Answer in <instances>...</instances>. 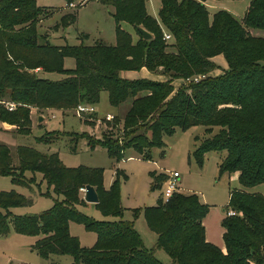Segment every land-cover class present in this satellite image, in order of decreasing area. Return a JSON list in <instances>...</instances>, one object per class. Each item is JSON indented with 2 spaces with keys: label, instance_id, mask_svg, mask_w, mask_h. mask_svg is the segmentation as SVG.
<instances>
[{
  "label": "trees",
  "instance_id": "trees-1",
  "mask_svg": "<svg viewBox=\"0 0 264 264\" xmlns=\"http://www.w3.org/2000/svg\"><path fill=\"white\" fill-rule=\"evenodd\" d=\"M65 1L67 5L74 2ZM95 1L114 7L116 44L55 45L38 31V22L48 8L38 0H0V100L18 103L15 111L0 103V121L28 135L33 127L31 108L66 111L82 103L96 105L106 90L114 107L130 101L123 124L128 137L135 136L123 144L107 136L95 143L84 134L92 148L101 145L119 161L127 148L143 152L162 147L164 134L172 135L177 127L202 125L211 135L193 152L201 167L208 152L225 151L220 175L238 172L244 188L264 183V0H251L242 19L226 9L211 15L206 0H160L158 18L149 13L148 0ZM77 20L78 12L73 10L54 29ZM124 23L135 27L137 38ZM138 26L153 37L145 39ZM166 33L170 40L165 39ZM218 55L224 56L228 68L212 77L217 66L213 59ZM66 58H74L76 66L67 68ZM143 68L169 79L122 76L124 71ZM37 69L66 77L51 80L38 75ZM199 74L206 77L174 91L173 80ZM96 116L94 112L82 118L90 122ZM114 119L117 123L122 120ZM53 132L39 140L54 142L57 139H46ZM17 156L15 165L10 146L0 142V175L29 185L25 172H40L62 199L58 197L52 208L39 215H16L11 208L33 200L15 190L0 191V236L10 232L11 224L18 233L42 235L35 245L41 254H71L72 264H163L146 249L133 222L98 221L78 209L77 205L86 202L80 189L92 185L100 198L96 205L104 215H123L119 184L106 189L102 168L67 167L57 154L27 145L17 147ZM166 178L162 174L157 180L164 183ZM244 188L230 192L225 208L237 212L222 222L225 250L206 238L204 219L210 206L197 193H175L168 202L160 200L158 205L134 209V215L144 214L173 264H264V195ZM71 221L97 233L94 247L81 246L70 232Z\"/></svg>",
  "mask_w": 264,
  "mask_h": 264
},
{
  "label": "rangeland",
  "instance_id": "rangeland-1",
  "mask_svg": "<svg viewBox=\"0 0 264 264\" xmlns=\"http://www.w3.org/2000/svg\"><path fill=\"white\" fill-rule=\"evenodd\" d=\"M73 1L75 6L69 7L79 13L77 22L67 27L60 24V30L52 32L54 26L61 22V12H53L51 7L54 9L63 8L67 2L65 0H38L40 6L51 9H47V17L40 18L38 31L45 36L51 37L52 35L50 42L55 45H79L82 43L94 45L98 41L116 44V21L112 15L113 6L95 0ZM250 1L217 0L218 3L214 5L216 8H210V11L216 12L223 8L238 19H242ZM159 7L160 0H148L147 9L154 17H159ZM123 27L132 33L134 39L136 38L137 32L133 25L124 23ZM83 34H89V37L87 38ZM222 58L216 62L215 73L225 67V61ZM65 66L74 68L76 66L75 59L66 58ZM40 72L36 73L39 75ZM126 74L127 72L124 71L123 77ZM211 76L214 75L211 74ZM65 77V74L58 72L46 74V78L51 80H62ZM7 99L4 98L3 100ZM130 105V101H128L119 108L112 106L109 102L108 91L104 90L101 93L100 102L95 105L97 116L93 120L88 118L90 122L77 114L74 109L63 111L60 109L38 110L31 108L32 132L28 135L22 134L15 125H5L0 122V142L10 146L15 165L18 164L17 147L27 145L43 153L57 154L62 164L67 167L75 168L83 165L102 168L106 189L115 182L119 184L121 205L124 208L123 215L120 217L106 216L96 205L97 203H90L86 200L82 205H77L78 209L98 221L124 220L133 222L146 249L152 252L163 264H173L171 256L158 245V234L148 226L144 214L142 213L138 217L134 215V209L158 205L160 200L165 202L164 184L159 182L157 178L165 174L166 171H179L181 173L180 186L183 190L181 192L197 193L200 199L214 211L218 206L222 212L229 204L230 192L244 187L241 186L235 173L231 177L220 175L219 164L225 157V151H210L206 154L205 163L202 167L197 163L193 152L203 139L211 135L206 133L205 127L202 125H195L188 129L177 127L172 135L164 134L162 147L153 146L143 152L133 147L127 148L123 158L119 161L112 159L103 146L97 145L95 148L89 146L87 138L83 136L84 134L91 137L95 143L107 136L118 139L123 144L127 138L129 140L135 136V134H130L128 137L123 124V118ZM113 112L114 116L122 119L119 123L115 119L106 120L107 114ZM38 116L45 117V126L39 125L41 122H39L40 117L38 118ZM4 130L10 133H3ZM217 130L215 129L214 132ZM48 131L54 132L46 139L49 141L57 140L51 143L40 141L39 137ZM79 137L80 140L76 143ZM25 177L30 180L28 181L29 185L16 184L11 176L0 175V191L15 190L33 200L31 204L11 208L10 211L13 214L39 215L52 208L58 197L62 199V196H58L52 187L49 188L42 173L28 170L25 172ZM244 189L250 193L264 195V183ZM82 195L84 197L85 193ZM70 232L79 238L82 247L92 248L97 243V233L87 230L81 223L71 221ZM41 237L42 235L18 233L11 224L10 232L0 236V264H72L74 262V257L71 254L53 253L48 257L41 254L35 248Z\"/></svg>",
  "mask_w": 264,
  "mask_h": 264
},
{
  "label": "crops",
  "instance_id": "crops-1",
  "mask_svg": "<svg viewBox=\"0 0 264 264\" xmlns=\"http://www.w3.org/2000/svg\"><path fill=\"white\" fill-rule=\"evenodd\" d=\"M218 2H216L215 0H210V1H207L206 0V5L210 11V8H216L214 5L217 4ZM53 12L55 11H60L61 12V18L63 17L64 14L66 13H69L71 11H73V9H70L69 5H66V6H63V8H59V9H54L53 7H51ZM220 9H223V8H220ZM48 10H51V9H48ZM227 10V9H226ZM113 11H114V7H113ZM112 11V13H113ZM211 15H213L215 12H211ZM79 14V13H78ZM48 15L44 16L43 18L47 17ZM60 30L59 29H54L53 28V31L52 32H58ZM89 35V34H88ZM138 37V34L136 36V38ZM50 38H52V35L51 37L48 36V39L50 40ZM223 57V58H222ZM223 59L225 61V67L223 70L219 71V72H216L213 70L211 74H213L214 76H217L219 74H222L224 72L225 69L228 68V63L226 61V59L224 58L223 55H218L216 56L213 61L216 63L217 61H219L220 59ZM39 75L42 76V77H46V74L48 72H44L42 70H39L37 69L36 72H39ZM127 74L124 76L126 78H129V79H136V78H148V79H154V80H161V81H166L169 79V77H167L166 75H161V74H155V73H152L150 72L148 69L146 68H143L141 70H135V71H126ZM123 73V72H122ZM130 73V74H129ZM137 74V75H136ZM140 74V75H138ZM217 74V75H215ZM123 76V75H122ZM173 85H174V91H177L179 88H181L183 85H186L185 83V80L184 79H181V78H178V79H175L173 80ZM32 109H35V108H32ZM31 109V110H32ZM49 110V109H47ZM51 110V109H50ZM110 114H114L113 113H110ZM41 117V116H38V118ZM43 119L42 121L39 120V122H41L39 125L41 126H45V121H44V116H42ZM1 122V121H0ZM3 123V122H1ZM6 125V124H5ZM6 127V126H5ZM3 133H10V132H7V131H3ZM236 174V177L238 178V172L235 173ZM223 175H228L231 177L232 174H229V173H225ZM183 191V190H182ZM186 193V192H185ZM186 194H190V193H186ZM229 199H230V195H229ZM205 203V202H204ZM224 211H227L226 209H224ZM222 212L219 207L217 206L215 208V211L213 208L210 207V210H209V213L207 214V216L205 217L204 219V224H205V227H206V238L209 242L219 246L220 248H222L223 250H225V241H224V232H225V228L223 227L222 225V222H223V219L225 217V212ZM142 214V213H140Z\"/></svg>",
  "mask_w": 264,
  "mask_h": 264
},
{
  "label": "built area",
  "instance_id": "built-area-1",
  "mask_svg": "<svg viewBox=\"0 0 264 264\" xmlns=\"http://www.w3.org/2000/svg\"><path fill=\"white\" fill-rule=\"evenodd\" d=\"M69 6L74 7L75 6L74 2L70 3ZM165 39L170 40L171 35L166 33ZM205 77L206 75L199 74V75H195L191 78H187L184 80H185V83L187 84L188 82H199ZM0 103L4 104L6 108L10 111H15L18 107V103L13 102V101L0 100ZM75 110L77 114H79L80 116H82L83 114H87V113L97 112V108L95 105L86 104V103L79 104ZM112 119H114V115L110 113L107 114L106 120L111 121ZM165 174L167 175V178L163 183L164 184V200L165 202H168L169 199L175 193L182 191L181 186H180L181 173L179 171L174 170V171H166ZM80 190L82 193H85L86 187H82ZM236 214H237L236 210H233V209L227 210L225 212V216H232Z\"/></svg>",
  "mask_w": 264,
  "mask_h": 264
},
{
  "label": "water",
  "instance_id": "water-1",
  "mask_svg": "<svg viewBox=\"0 0 264 264\" xmlns=\"http://www.w3.org/2000/svg\"><path fill=\"white\" fill-rule=\"evenodd\" d=\"M138 30L143 35V37L147 40H149L153 37L152 33L149 32L147 29H145L142 26H138ZM42 119H43V117L41 116L39 118V120L42 121ZM84 199L90 203H98L100 201L99 194H98V192L94 186H92V185L86 186Z\"/></svg>",
  "mask_w": 264,
  "mask_h": 264
}]
</instances>
